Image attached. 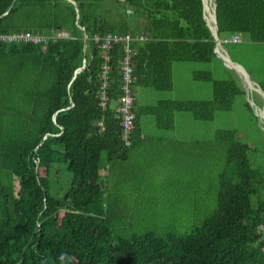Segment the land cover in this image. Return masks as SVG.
Listing matches in <instances>:
<instances>
[{"label":"trees","instance_id":"trees-1","mask_svg":"<svg viewBox=\"0 0 264 264\" xmlns=\"http://www.w3.org/2000/svg\"><path fill=\"white\" fill-rule=\"evenodd\" d=\"M214 3L221 44H235L234 35L264 44V0ZM121 6L144 19L140 34L108 20ZM204 16L202 0H0V35L70 34L46 45L0 43V264H264V166H254V149L234 130L215 133L225 152L215 207L188 233L114 238L104 217L102 155L108 169L127 161L145 140L143 116L154 117L158 129L173 130L176 113L212 121L243 94L235 80L194 72L193 80L212 84V100L138 105L136 88L173 90L174 63L216 57ZM109 32L147 37L131 44L130 145L121 112L123 47L113 44L104 53L92 40ZM260 88L264 93V84ZM58 160L71 174L61 198L50 193Z\"/></svg>","mask_w":264,"mask_h":264},{"label":"rangeland","instance_id":"rangeland-1","mask_svg":"<svg viewBox=\"0 0 264 264\" xmlns=\"http://www.w3.org/2000/svg\"><path fill=\"white\" fill-rule=\"evenodd\" d=\"M213 1L207 0L209 11ZM110 7L109 1L102 9L105 14ZM106 17L115 25L126 24L134 35L144 30V19L133 11L125 12L122 6ZM222 46L251 81L259 86L264 84V44L241 36L239 43L223 41ZM172 70L173 90H150L149 98L156 94L162 97L161 101H210L212 84L193 80L194 72L204 71L211 72L215 80L237 81L243 94L235 98L231 111L216 112L212 121L195 120L188 112L176 113L173 130L157 129L154 117L143 116L141 121L147 139L133 148L127 161H115L108 169L105 154L102 155L104 217L114 238H130L146 231L185 234L211 214L218 175L225 161V152L215 140L218 130H234L242 142L254 149V155L250 154L254 166H264V126L257 114L258 109L264 107L263 95L256 89L247 90L238 73L217 56L211 63H174ZM134 90L138 105L142 106L146 89ZM15 107L21 109L20 105ZM70 180L66 163L56 161L51 167L50 193L61 198Z\"/></svg>","mask_w":264,"mask_h":264},{"label":"built area","instance_id":"built-area-1","mask_svg":"<svg viewBox=\"0 0 264 264\" xmlns=\"http://www.w3.org/2000/svg\"><path fill=\"white\" fill-rule=\"evenodd\" d=\"M70 34L66 31H55L49 36H37L29 33H13L9 35H0V43H32V44H40L46 45L50 40L56 41L58 39H69ZM92 40L99 44L104 53L110 49L113 44L122 45L123 47V56L121 60L122 67V90L124 92L123 106L121 107V112L123 113V126H124V140L126 145H130L129 142V134L132 125L133 116L130 113V109L132 107V61L133 57L136 55V51L132 48L131 44L134 40L146 41L147 37H131L130 35H122L118 33L109 32L104 35H94ZM240 37L234 35L232 38V43H239ZM107 67L104 68L103 71V88L107 87Z\"/></svg>","mask_w":264,"mask_h":264},{"label":"water","instance_id":"water-1","mask_svg":"<svg viewBox=\"0 0 264 264\" xmlns=\"http://www.w3.org/2000/svg\"><path fill=\"white\" fill-rule=\"evenodd\" d=\"M202 1H203V6H204V12H205V16H204V17H205V19H206V21H207L208 26L210 27V29H211V31H212L213 37H214V39H215V48H214V53H215V55H216L217 57H219V58L224 62V64H225L227 67H229L230 69L235 70V71L238 73L240 79L242 80V82H243V84H244V86H245V88H246L247 90H248L249 88H250V89H256V90H257L259 93H261V94L263 95V97H264V93L262 92V90H261V88H260L259 85H257L256 83L252 82L251 80H250V82L253 83V86H251L250 84H247V83H246V81L244 80V77H245V76L248 77V74L245 72V70H244L240 65L235 64V63H233L231 60H229L231 64H234L235 66H238V67H241V68H242V69H241V70H242L241 72H244V73H243V75H241V74H240V71L237 70L235 67L229 65V63L225 60V58L223 57V55L219 52L220 50H224V49L222 48L221 40H220V38H219V33H218V26H217V19H216V4H215V3L213 4V7H212V15H213V18H210V15L208 14V10H207V7H208L207 2H206V0H202ZM245 78H246V77H245ZM248 78H249V77H248ZM261 111L264 112V107L258 109V111H257L258 116L263 120V123H262V124H263V126H264V117L261 116Z\"/></svg>","mask_w":264,"mask_h":264},{"label":"crops","instance_id":"crops-1","mask_svg":"<svg viewBox=\"0 0 264 264\" xmlns=\"http://www.w3.org/2000/svg\"><path fill=\"white\" fill-rule=\"evenodd\" d=\"M143 89H145V88H143ZM148 91H150V89H146L145 93H143V96L141 99L142 103H143L142 106H152V104H149V103H155L156 104L158 101H161L160 98H162V97H156L155 96L156 94L153 95L152 98H149ZM136 97H137V94H136ZM188 101H193V100H188ZM154 122H155V120H154ZM155 126H156V124H155ZM156 128H157V126H156ZM141 134H142V137L146 140L147 136L145 134V131L143 130V122L142 121H141ZM156 134L160 135L159 133H156ZM145 140L141 141L139 144L143 143ZM138 145H136L134 148H136Z\"/></svg>","mask_w":264,"mask_h":264},{"label":"bare ground","instance_id":"bare-ground-1","mask_svg":"<svg viewBox=\"0 0 264 264\" xmlns=\"http://www.w3.org/2000/svg\"><path fill=\"white\" fill-rule=\"evenodd\" d=\"M206 2H207V0H206ZM213 4H214V1H213ZM207 5H208V2H207ZM212 7H213V6H212ZM207 10H208V13H209V15H210V18H213L212 10L209 11L208 7H207ZM85 39H87V36H85ZM221 45H222V44H221ZM222 48H223V46H222ZM223 49H224V48H223ZM219 52L223 55V57H224L225 60L229 63V65L235 67L237 70L240 71V74L243 75L244 72H241V71H242V70H241V69H242L241 67L235 66L234 64H231V63H230L229 60H231V59L229 58V56H227L225 50H220ZM235 64H236V63H235ZM245 77H246V78H245ZM245 77H244V80L246 81V83H247V84H250L251 86H253V83H252L253 81L250 82V79H249L247 76H245ZM249 89H250V88H249ZM261 116L264 117V112H263V111H261Z\"/></svg>","mask_w":264,"mask_h":264}]
</instances>
